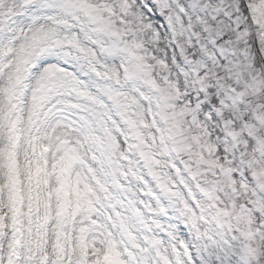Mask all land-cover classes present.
Returning a JSON list of instances; mask_svg holds the SVG:
<instances>
[{
	"label": "snow or ice",
	"instance_id": "snow-or-ice-1",
	"mask_svg": "<svg viewBox=\"0 0 264 264\" xmlns=\"http://www.w3.org/2000/svg\"><path fill=\"white\" fill-rule=\"evenodd\" d=\"M0 264H264V0H0Z\"/></svg>",
	"mask_w": 264,
	"mask_h": 264
}]
</instances>
